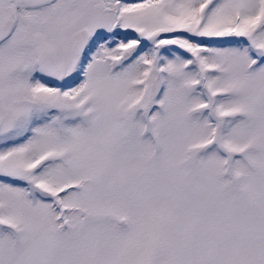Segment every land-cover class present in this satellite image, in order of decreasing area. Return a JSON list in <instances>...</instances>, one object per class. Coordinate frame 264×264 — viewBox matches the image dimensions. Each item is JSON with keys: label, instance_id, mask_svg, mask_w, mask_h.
Segmentation results:
<instances>
[{"label": "snow or ice", "instance_id": "obj_1", "mask_svg": "<svg viewBox=\"0 0 264 264\" xmlns=\"http://www.w3.org/2000/svg\"><path fill=\"white\" fill-rule=\"evenodd\" d=\"M0 264H264V0H0Z\"/></svg>", "mask_w": 264, "mask_h": 264}]
</instances>
